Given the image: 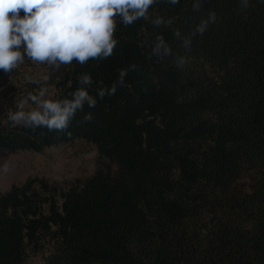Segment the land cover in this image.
<instances>
[{
    "label": "trees",
    "instance_id": "obj_1",
    "mask_svg": "<svg viewBox=\"0 0 264 264\" xmlns=\"http://www.w3.org/2000/svg\"><path fill=\"white\" fill-rule=\"evenodd\" d=\"M197 2L156 0L129 26L117 17L108 58L41 72L25 59L0 71V100L13 111L41 87L70 99L83 74L97 99L76 113L71 136L0 120V148L84 139L115 165L64 191L62 203L44 182L42 192L29 181L1 195L0 264H24L44 236L54 249L45 264H264V0L246 9L199 0V11ZM210 12L216 22L193 36ZM160 44L171 54L154 51ZM114 84V95L98 97Z\"/></svg>",
    "mask_w": 264,
    "mask_h": 264
},
{
    "label": "clouds",
    "instance_id": "obj_2",
    "mask_svg": "<svg viewBox=\"0 0 264 264\" xmlns=\"http://www.w3.org/2000/svg\"><path fill=\"white\" fill-rule=\"evenodd\" d=\"M156 0H0V71L13 72L25 59L35 64H46L59 68L76 61L80 65L90 59L108 58L117 45L114 39L119 17L124 26L133 24L140 18L148 19V10ZM173 5L179 0H169ZM199 0L193 4L200 10ZM242 9L249 7V0H240ZM23 13V15H21ZM216 22V14L210 12L206 19L196 26L193 36L203 34L210 24ZM163 20L157 17L153 26H160ZM180 37L179 29L174 33ZM191 38H182V44L190 49ZM163 48L164 55H170L171 49L163 44L154 51ZM186 63L184 57L176 60L177 67ZM121 72L119 84H123ZM80 87L70 95L71 98L56 100L47 97V89L41 87L37 93L15 103V111L9 110L7 119L12 127L46 128L71 136L70 123L78 111H83L87 103L94 108L97 99L89 94L93 81L89 74L79 77ZM116 85L111 89H99L97 95L104 98L114 95ZM93 115L88 112L82 122H90Z\"/></svg>",
    "mask_w": 264,
    "mask_h": 264
},
{
    "label": "rangeland",
    "instance_id": "obj_3",
    "mask_svg": "<svg viewBox=\"0 0 264 264\" xmlns=\"http://www.w3.org/2000/svg\"><path fill=\"white\" fill-rule=\"evenodd\" d=\"M31 66L29 72L33 69L44 71L43 64L31 62ZM52 95V89L48 90L46 98ZM9 110L0 100V120L7 121ZM100 168L114 170L115 165L101 156L93 142L84 139L46 147L40 152H13L0 148V196L29 181L42 192L40 182H44L55 189L54 194L62 203L64 191L85 181ZM53 252L50 237L44 236L27 246L24 264H45Z\"/></svg>",
    "mask_w": 264,
    "mask_h": 264
}]
</instances>
